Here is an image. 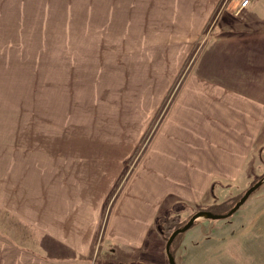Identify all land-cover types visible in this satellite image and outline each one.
Masks as SVG:
<instances>
[{
	"label": "rangeland",
	"instance_id": "rangeland-1",
	"mask_svg": "<svg viewBox=\"0 0 264 264\" xmlns=\"http://www.w3.org/2000/svg\"><path fill=\"white\" fill-rule=\"evenodd\" d=\"M191 1L0 0V264H55L38 254L60 247L58 223L72 234L94 209L80 167L91 154L67 137L91 138L93 151L115 140L118 121L135 120L129 109L138 104L154 108L179 69L163 112L221 12L244 11L235 12L238 0H219L200 18ZM58 152L77 168L60 171ZM253 165L237 186H216L218 200L232 203L264 174V151ZM208 206L183 210L181 220ZM166 241L161 232L169 264ZM173 249L177 264H264V182L229 217L196 220Z\"/></svg>",
	"mask_w": 264,
	"mask_h": 264
},
{
	"label": "crops",
	"instance_id": "crops-1",
	"mask_svg": "<svg viewBox=\"0 0 264 264\" xmlns=\"http://www.w3.org/2000/svg\"><path fill=\"white\" fill-rule=\"evenodd\" d=\"M218 2L200 0L193 7L192 0L190 8L201 18ZM216 29L163 112L179 69L167 75L172 82L154 108L138 104L129 109L137 120L118 121L115 140L100 143L93 151L91 138L67 137L73 149L82 147L81 156L91 154L80 167L87 169L95 207L84 220H77L80 225L77 230L72 227V234L60 230L58 223L55 240L60 247L40 252L44 261L165 264L158 218L178 202L211 205L220 196L216 186H237L241 176L250 174L264 148V0H253L239 16L221 12ZM63 155L57 153L60 171L77 168ZM100 232L102 241L97 243Z\"/></svg>",
	"mask_w": 264,
	"mask_h": 264
},
{
	"label": "trees",
	"instance_id": "trees-1",
	"mask_svg": "<svg viewBox=\"0 0 264 264\" xmlns=\"http://www.w3.org/2000/svg\"><path fill=\"white\" fill-rule=\"evenodd\" d=\"M263 151H264V148H263ZM263 176H264V174H262L258 178H256L253 181V184L257 180L261 179ZM248 188L249 187H247V188L241 190V192L237 193L236 194V197L234 198V200H233L232 203H230V201H227V199H222V200L215 201L213 204L209 205L208 207H199L198 210L206 209V210H211V211L216 212V213H224V212H227L241 198V196L245 193V191ZM257 190H255V191H257ZM183 210L190 211L191 210V207L187 206L185 203L178 202V203H176L173 206V208L171 210H169L166 213V215L161 216L160 218H158V221H157L158 227H159L160 231L164 234V236L167 237V239L170 236V234L176 228H178L180 226H183L189 220V218L195 213V211L194 212L191 211L188 214V216L186 217V219L181 220V216L180 215H181V212ZM195 223H196V221L194 222V224ZM182 233L178 234L176 236V238L173 240L172 244H171V251L174 254V256H175V252H174V249H173L174 244H175L176 240L182 235Z\"/></svg>",
	"mask_w": 264,
	"mask_h": 264
},
{
	"label": "water",
	"instance_id": "water-1",
	"mask_svg": "<svg viewBox=\"0 0 264 264\" xmlns=\"http://www.w3.org/2000/svg\"><path fill=\"white\" fill-rule=\"evenodd\" d=\"M263 182L264 176L261 179L257 180L254 184H252L241 196V198L227 212L216 213L211 210L201 209L196 211L183 226L176 228L168 237L165 245L169 264H177L176 258L171 251V244L178 234L188 230L194 224V222L201 217L207 219H222L229 217L240 208V206L248 199L251 194H253L255 190H257L263 184Z\"/></svg>",
	"mask_w": 264,
	"mask_h": 264
},
{
	"label": "built area",
	"instance_id": "built-area-1",
	"mask_svg": "<svg viewBox=\"0 0 264 264\" xmlns=\"http://www.w3.org/2000/svg\"><path fill=\"white\" fill-rule=\"evenodd\" d=\"M253 0H238L237 7L235 8L236 13L242 12L246 9Z\"/></svg>",
	"mask_w": 264,
	"mask_h": 264
}]
</instances>
